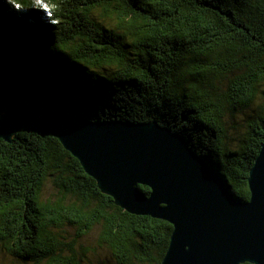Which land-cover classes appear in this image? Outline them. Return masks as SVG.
Returning <instances> with one entry per match:
<instances>
[{
	"label": "trees",
	"instance_id": "16d2710c",
	"mask_svg": "<svg viewBox=\"0 0 264 264\" xmlns=\"http://www.w3.org/2000/svg\"><path fill=\"white\" fill-rule=\"evenodd\" d=\"M8 102L156 122L247 201L264 142V0H0V117ZM172 229L115 205L54 137L0 139L9 264H161Z\"/></svg>",
	"mask_w": 264,
	"mask_h": 264
},
{
	"label": "water",
	"instance_id": "95a60500",
	"mask_svg": "<svg viewBox=\"0 0 264 264\" xmlns=\"http://www.w3.org/2000/svg\"><path fill=\"white\" fill-rule=\"evenodd\" d=\"M21 130L57 139L126 212L168 222L161 264H264V142L249 170V199L241 201L182 136L156 122L81 120L8 102L0 139L11 142Z\"/></svg>",
	"mask_w": 264,
	"mask_h": 264
},
{
	"label": "rangeland",
	"instance_id": "374dc122",
	"mask_svg": "<svg viewBox=\"0 0 264 264\" xmlns=\"http://www.w3.org/2000/svg\"><path fill=\"white\" fill-rule=\"evenodd\" d=\"M254 107H255V105H254ZM245 118H243V116L242 115H240V116H238L236 119H235V124L237 123V127L236 128H238V132H242V134L245 132V130H244V128H245V120H244ZM47 194L48 195H50V192H47ZM92 238H89L88 240H87V242L88 243H90V241L92 242ZM99 256H100V258L101 259H104L105 257H106V254H105V252L104 251H100L99 252ZM0 264H9V262H8V259L6 258V257H4V256H0Z\"/></svg>",
	"mask_w": 264,
	"mask_h": 264
},
{
	"label": "snow or ice",
	"instance_id": "6c2138e0",
	"mask_svg": "<svg viewBox=\"0 0 264 264\" xmlns=\"http://www.w3.org/2000/svg\"><path fill=\"white\" fill-rule=\"evenodd\" d=\"M35 2H36V5L37 6H40L41 5V0H35ZM16 7L19 8L20 5L17 4Z\"/></svg>",
	"mask_w": 264,
	"mask_h": 264
}]
</instances>
